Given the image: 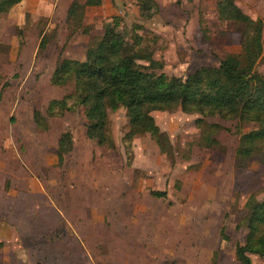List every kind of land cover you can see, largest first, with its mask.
Listing matches in <instances>:
<instances>
[{
	"label": "rangeland",
	"instance_id": "rangeland-1",
	"mask_svg": "<svg viewBox=\"0 0 264 264\" xmlns=\"http://www.w3.org/2000/svg\"><path fill=\"white\" fill-rule=\"evenodd\" d=\"M73 1L23 0L0 13V137L12 138L15 157L61 202L93 201L94 220L105 216L111 230L118 226V214L127 232L136 227L150 238L149 233L156 234V264H242L236 247L246 240V202L251 194L264 198V150L240 159L237 149L242 135L258 130V122L181 107L156 110L152 114L166 135L160 145L150 133L129 137L130 118L120 108L110 110L111 138L100 145L86 135L82 107L48 117L46 131L33 117L35 109L44 114L52 100L73 91L72 85L53 84L55 69L64 58L84 60L115 15L131 43L139 42V35L140 47L153 51L162 65L154 71L182 78L240 53L245 25L222 18L218 0H153L151 20L142 18L140 0H106L100 6L78 0L83 19L71 22ZM235 1L247 16L264 21V0ZM256 71L264 76V54ZM212 124L222 128L215 131ZM66 131L73 132L74 147L59 164L56 148ZM203 131L213 134L219 146H207ZM31 147L42 153L33 150L27 158ZM154 190L167 195L155 197ZM99 223L94 231L103 233ZM251 257L254 264H264V257Z\"/></svg>",
	"mask_w": 264,
	"mask_h": 264
},
{
	"label": "trees",
	"instance_id": "trees-1",
	"mask_svg": "<svg viewBox=\"0 0 264 264\" xmlns=\"http://www.w3.org/2000/svg\"><path fill=\"white\" fill-rule=\"evenodd\" d=\"M22 1L0 0V13L9 12ZM105 1L86 0L85 4L100 6ZM140 1L142 18L151 20L155 1ZM217 11L225 20L245 25L242 51L226 55L217 66H202L187 78L170 77L164 72L154 71L162 65L154 58L153 51L140 47L142 37L139 35L135 40L139 42L131 43L117 26L121 22L120 17L113 16L114 22L107 23L102 37L89 45L84 60L64 58L57 66L52 75L53 84L72 85L73 91L61 99L52 100L44 114L35 109L33 118L36 126L46 131L50 128L48 117L63 116L82 107L87 137L105 145L111 138L110 110L124 108L130 118L128 136L150 133L161 145L160 139L166 135L156 123L153 111L181 107L184 111L199 112L203 116L218 114L223 118L240 117L258 122V130L242 135L237 156L245 159L262 153L264 76L256 71V65L264 54V21L247 16L235 0H218ZM76 17L83 19L78 0H74L68 10V20L72 22L75 18L77 21ZM80 25L79 22L73 26L78 29ZM140 60L149 61L150 65H141ZM211 128L218 131L222 127L212 124ZM202 141L209 147L219 146L218 139L207 131L202 132ZM73 147V132L66 131L58 142L59 164L64 162L65 155ZM151 194L158 198L167 195L159 190ZM245 206L248 231L245 242L236 247V257L242 264H254L251 255L264 257V198L260 200L251 194Z\"/></svg>",
	"mask_w": 264,
	"mask_h": 264
},
{
	"label": "crops",
	"instance_id": "crops-1",
	"mask_svg": "<svg viewBox=\"0 0 264 264\" xmlns=\"http://www.w3.org/2000/svg\"><path fill=\"white\" fill-rule=\"evenodd\" d=\"M11 144L9 136L0 137V264H156V234L150 238L136 227L127 232L118 214V226L111 230L105 216L94 220L93 201L61 202L30 175ZM33 150L42 153L31 147L27 158ZM98 223L105 232L94 231Z\"/></svg>",
	"mask_w": 264,
	"mask_h": 264
}]
</instances>
